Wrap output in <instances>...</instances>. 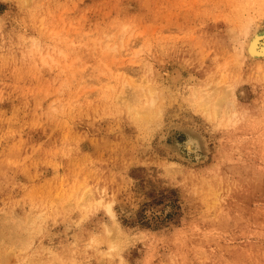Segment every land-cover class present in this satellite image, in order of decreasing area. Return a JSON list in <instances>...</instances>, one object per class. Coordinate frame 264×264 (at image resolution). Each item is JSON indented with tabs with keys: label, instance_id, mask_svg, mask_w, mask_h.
<instances>
[{
	"label": "rangeland",
	"instance_id": "374dc122",
	"mask_svg": "<svg viewBox=\"0 0 264 264\" xmlns=\"http://www.w3.org/2000/svg\"><path fill=\"white\" fill-rule=\"evenodd\" d=\"M255 26L264 0H0V264H264Z\"/></svg>",
	"mask_w": 264,
	"mask_h": 264
},
{
	"label": "bare ground",
	"instance_id": "6f19581e",
	"mask_svg": "<svg viewBox=\"0 0 264 264\" xmlns=\"http://www.w3.org/2000/svg\"><path fill=\"white\" fill-rule=\"evenodd\" d=\"M243 49L246 56L250 59H264V28L255 26L250 28L247 32L243 42ZM125 50H128L125 48ZM201 96L205 93L201 92ZM209 98H205L204 104H207ZM186 147L193 155H198V139L190 135L186 140Z\"/></svg>",
	"mask_w": 264,
	"mask_h": 264
}]
</instances>
